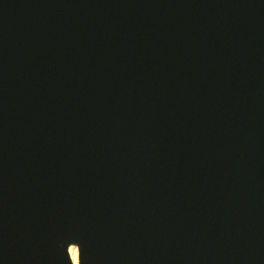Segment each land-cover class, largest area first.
<instances>
[{"label": "water", "instance_id": "water-1", "mask_svg": "<svg viewBox=\"0 0 264 264\" xmlns=\"http://www.w3.org/2000/svg\"><path fill=\"white\" fill-rule=\"evenodd\" d=\"M264 264V0H0V264Z\"/></svg>", "mask_w": 264, "mask_h": 264}, {"label": "bare ground", "instance_id": "bare-ground-1", "mask_svg": "<svg viewBox=\"0 0 264 264\" xmlns=\"http://www.w3.org/2000/svg\"><path fill=\"white\" fill-rule=\"evenodd\" d=\"M69 254L74 264H78V249L75 245L69 247Z\"/></svg>", "mask_w": 264, "mask_h": 264}]
</instances>
